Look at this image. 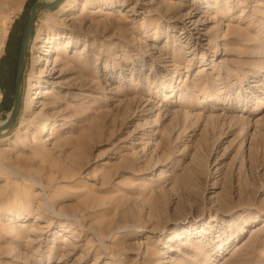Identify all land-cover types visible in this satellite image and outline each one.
Listing matches in <instances>:
<instances>
[{
  "label": "rangeland",
  "instance_id": "1",
  "mask_svg": "<svg viewBox=\"0 0 264 264\" xmlns=\"http://www.w3.org/2000/svg\"><path fill=\"white\" fill-rule=\"evenodd\" d=\"M38 1L0 0V120ZM32 33L0 264H264V0H64Z\"/></svg>",
  "mask_w": 264,
  "mask_h": 264
},
{
  "label": "water",
  "instance_id": "2",
  "mask_svg": "<svg viewBox=\"0 0 264 264\" xmlns=\"http://www.w3.org/2000/svg\"><path fill=\"white\" fill-rule=\"evenodd\" d=\"M64 0H53L51 2L47 1H38L36 2L30 9L29 18L23 30L22 42L20 45V53L17 63V71L14 82V97H13V107L8 115L7 122L4 125L0 124V136L7 133L14 124L16 123L15 119L19 114L21 109V98H22V84H23V74H24V66L26 62V57L28 53V46L30 44L32 38V30L36 20V14L41 9H49L55 10Z\"/></svg>",
  "mask_w": 264,
  "mask_h": 264
},
{
  "label": "bare ground",
  "instance_id": "3",
  "mask_svg": "<svg viewBox=\"0 0 264 264\" xmlns=\"http://www.w3.org/2000/svg\"><path fill=\"white\" fill-rule=\"evenodd\" d=\"M15 2H18L19 0H14ZM51 1H53V0H49V1H47V2H51ZM6 34V33H5ZM8 115H9V113L7 114V116H6V118H5V120H0V124L1 125H4L7 121V118H8ZM50 126V124L48 123V121H42V122H40L39 124H38V130H37V132H36V137L37 138H41L42 137V135L43 134H45L46 132L48 133V127ZM35 138V137H34Z\"/></svg>",
  "mask_w": 264,
  "mask_h": 264
}]
</instances>
